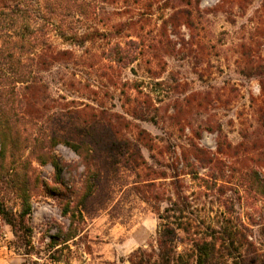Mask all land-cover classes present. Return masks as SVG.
<instances>
[{"label":"rangeland","instance_id":"374dc122","mask_svg":"<svg viewBox=\"0 0 264 264\" xmlns=\"http://www.w3.org/2000/svg\"><path fill=\"white\" fill-rule=\"evenodd\" d=\"M4 30L0 201L22 228L0 217V264L155 259L165 215L186 229L174 264H199L195 241L215 244L206 264H264V0H0ZM43 44L68 54L31 61ZM70 114L112 119L141 166L102 160L83 188L82 159L50 141Z\"/></svg>","mask_w":264,"mask_h":264},{"label":"trees","instance_id":"16d2710c","mask_svg":"<svg viewBox=\"0 0 264 264\" xmlns=\"http://www.w3.org/2000/svg\"><path fill=\"white\" fill-rule=\"evenodd\" d=\"M197 2V0H196ZM26 36H31L34 31L30 26L25 27ZM5 31V30H4ZM24 34V35H25ZM13 33L10 30H6L4 35L1 34L0 38H4L0 43V71L3 70L7 60L12 59L13 53L10 49L3 44H6L9 38H12ZM64 36V35H63ZM68 40V39H67ZM84 40V38H80ZM86 40V39H85ZM45 44V43H44ZM37 54H33L31 61L37 59V63L40 65H46L49 62L48 57L53 56H65L68 53L61 51L53 55L47 54L48 48L46 45ZM54 57V58H55ZM10 58V59H9ZM107 58L116 63L119 66H126L127 63L132 62L133 57L128 53L122 51L119 45L110 47L107 51ZM69 122L63 127L59 128V132H64V129L69 128L67 134L54 135L50 139L52 144L63 143L69 147L77 156H79L85 164L86 179L83 183V188H88L89 184L98 179L100 173L103 171V161L106 164H120L124 161L133 168L141 166V154L137 146L129 141L123 139L112 126V119L101 118L98 122H92L87 125L78 124L70 114ZM116 118V117H115ZM61 120V119H60ZM73 131V132H72ZM6 135V129L0 127V138L3 140ZM2 148L1 150H3ZM103 160V161H102ZM52 165L57 171V175L60 173L59 165L52 161ZM21 204L24 208L19 218H23L25 213L29 211L30 205L28 197L23 195L21 197ZM176 206V205H175ZM169 211L180 212L181 209L170 208L164 212L167 214ZM0 217L5 223L11 226L15 231L17 227L19 230L22 228V220H16L15 216L5 209L3 203L0 201ZM162 221L158 234H157V252L155 253V259H147L134 261L131 264H174L180 255L175 251L174 242L177 239V230L185 231L182 223H171L169 221L170 216L165 215L159 217ZM176 220L180 222V218L176 217ZM194 249L197 253V262L199 264L212 263L215 255V244L212 242L202 241L193 243ZM246 264V263H243ZM248 264V263H247ZM249 264H254L250 261Z\"/></svg>","mask_w":264,"mask_h":264}]
</instances>
